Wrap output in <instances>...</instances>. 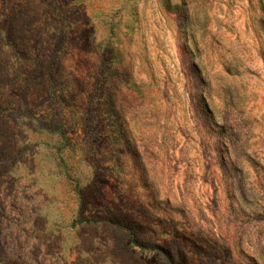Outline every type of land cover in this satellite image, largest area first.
I'll return each mask as SVG.
<instances>
[{"label": "rangeland", "instance_id": "374dc122", "mask_svg": "<svg viewBox=\"0 0 264 264\" xmlns=\"http://www.w3.org/2000/svg\"><path fill=\"white\" fill-rule=\"evenodd\" d=\"M0 264H264V0H0Z\"/></svg>", "mask_w": 264, "mask_h": 264}]
</instances>
